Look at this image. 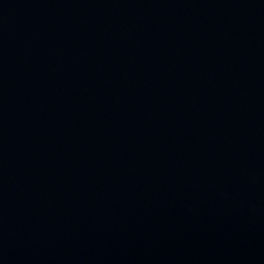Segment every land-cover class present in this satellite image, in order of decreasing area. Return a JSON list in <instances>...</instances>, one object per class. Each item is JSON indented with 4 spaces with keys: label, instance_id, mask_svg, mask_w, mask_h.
I'll return each mask as SVG.
<instances>
[{
    "label": "water",
    "instance_id": "1",
    "mask_svg": "<svg viewBox=\"0 0 264 264\" xmlns=\"http://www.w3.org/2000/svg\"><path fill=\"white\" fill-rule=\"evenodd\" d=\"M0 264H264V0H0Z\"/></svg>",
    "mask_w": 264,
    "mask_h": 264
}]
</instances>
